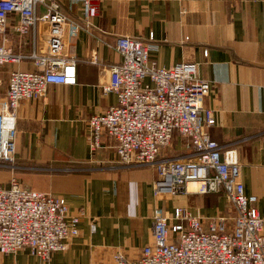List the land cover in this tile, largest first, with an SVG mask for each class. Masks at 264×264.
I'll return each instance as SVG.
<instances>
[{
  "label": "crops",
  "instance_id": "0c3cea01",
  "mask_svg": "<svg viewBox=\"0 0 264 264\" xmlns=\"http://www.w3.org/2000/svg\"><path fill=\"white\" fill-rule=\"evenodd\" d=\"M55 1L79 21L82 0ZM94 1L98 12L89 30L66 41L65 54L76 59V84L49 85L43 97L21 102L16 121L15 175L24 187L63 197L70 214H83L79 234L48 260L21 249L0 254V264H106L116 253L133 260L153 242L155 210L166 213L170 223L178 207L204 222L227 212L221 194L154 195V168L121 166L115 141L106 135L90 151L88 119L116 104L115 96L101 88L109 83L110 67L120 61L113 49L120 36L152 37L158 50L150 60L158 65L198 63L199 77L210 82L204 107L213 111L215 125L209 135L236 150L244 192L256 197L264 218V0ZM43 12L39 6L37 14ZM18 22L17 14L9 15L4 45L28 53L36 35V46L43 50L40 26L21 41L14 31ZM13 70L32 71L33 66L24 61L0 67V97ZM185 145L174 135L173 148L162 155H186ZM2 170L0 183L6 185L9 172Z\"/></svg>",
  "mask_w": 264,
  "mask_h": 264
},
{
  "label": "built area",
  "instance_id": "2783aa9c",
  "mask_svg": "<svg viewBox=\"0 0 264 264\" xmlns=\"http://www.w3.org/2000/svg\"><path fill=\"white\" fill-rule=\"evenodd\" d=\"M98 5L82 0V16L75 21L55 0H0V67L24 61L33 66L32 71H11L0 97V169L10 175L6 185L0 183V254L27 249L31 256L48 260L79 234L83 214H70L63 197L24 187L15 175L16 121L21 102L43 97L49 85L76 84V59L65 54L66 41L89 30ZM39 6L44 8L41 15ZM12 13L19 16L14 31L21 41L40 26L43 50L36 46V35L28 53H15L4 45ZM113 49L120 61L110 67L109 83L101 90L113 94L116 104L88 119L90 151L99 148L106 135L115 141L121 166L154 168V195L221 192L232 215L204 222L178 207L170 223L157 209L152 215V244L144 246L136 259L116 253L106 264H264V218L255 207L256 197L244 192L236 150L218 145L209 135L215 125L213 111L204 107L210 82L199 77L198 63L156 64L150 60L158 50L152 37L141 41L120 36ZM174 135L185 140L190 151L165 157L163 151L172 145ZM189 184L196 190L189 191Z\"/></svg>",
  "mask_w": 264,
  "mask_h": 264
},
{
  "label": "rangeland",
  "instance_id": "374dc122",
  "mask_svg": "<svg viewBox=\"0 0 264 264\" xmlns=\"http://www.w3.org/2000/svg\"><path fill=\"white\" fill-rule=\"evenodd\" d=\"M170 149H172L173 148V146L171 145L170 147H169ZM0 171H3L2 169H0ZM5 171V170H4ZM9 174H8V178H9ZM217 194H221L222 196H223V198H224V201H225V203L227 204V212L225 213V215H222V214H220L221 216H231L232 215V209H231V207L229 206V204L226 202V199H225V197H224V195L220 192V193H217ZM170 197H174V196H170ZM161 203H163V200H161Z\"/></svg>",
  "mask_w": 264,
  "mask_h": 264
},
{
  "label": "bare ground",
  "instance_id": "6f19581e",
  "mask_svg": "<svg viewBox=\"0 0 264 264\" xmlns=\"http://www.w3.org/2000/svg\"><path fill=\"white\" fill-rule=\"evenodd\" d=\"M188 189H189V191H195L196 190V186L193 185V184H189L188 185Z\"/></svg>",
  "mask_w": 264,
  "mask_h": 264
}]
</instances>
